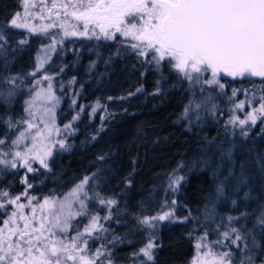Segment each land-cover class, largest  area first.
<instances>
[{
    "label": "trees",
    "instance_id": "16d2710c",
    "mask_svg": "<svg viewBox=\"0 0 264 264\" xmlns=\"http://www.w3.org/2000/svg\"><path fill=\"white\" fill-rule=\"evenodd\" d=\"M20 8V0H0V30L6 37V43H1L7 52L0 55V78H22L16 82L19 89L11 107L5 111L0 104V116L23 117L30 90L36 88L41 76H50L60 98L57 125L64 128L71 123L72 130H63L65 148L54 150L47 169L0 171V190L20 195L27 187L21 183L26 175L33 185L27 189L29 197L41 201L66 194L88 177L87 210L99 215L106 229L120 238L104 242L112 264H190L197 237L207 230L209 240L217 239L215 230H226L228 217H238L231 226L253 231L264 249V230L256 224L264 211V116L255 125L239 128L227 118L229 106L253 99V80L223 77V90L206 88L218 102L216 109L200 121L185 120L182 116L191 90L166 62L156 71L136 52L119 53L124 47L119 36L89 41L55 36L53 53L46 60L43 47L50 42L47 35L26 36L25 31L8 26ZM255 82L260 83L258 78ZM233 89L248 92L232 97ZM259 96L257 92L252 106H259ZM244 106L248 110V105ZM6 131L0 123V138ZM16 134L8 133V144ZM8 144L0 148L7 151ZM177 176L183 179L173 191L175 185L170 184ZM220 183L224 195L217 197ZM101 199L117 203L108 206L101 204ZM165 203L173 215L144 235L139 221L161 212ZM206 207L214 210L213 221L205 220ZM109 212L111 219L104 220ZM3 219L6 216L0 215V227ZM150 236L157 245L154 261L142 255L134 257ZM257 254L259 264V249Z\"/></svg>",
    "mask_w": 264,
    "mask_h": 264
},
{
    "label": "snow or ice",
    "instance_id": "6c2138e0",
    "mask_svg": "<svg viewBox=\"0 0 264 264\" xmlns=\"http://www.w3.org/2000/svg\"><path fill=\"white\" fill-rule=\"evenodd\" d=\"M57 6L53 2L52 8ZM20 7L23 16L21 11L14 12L8 21L9 27H28L18 21L30 18V9L36 8L37 4L35 0H20ZM59 7L66 17L72 16L82 25L81 31L75 30L76 25L72 26L74 30L69 31L61 24L64 36L115 40L119 34L130 38L135 41L130 47L139 57L146 58V62L153 64L156 71H161L166 61L168 67L179 74L181 81L188 82L190 89L199 88L203 92L206 86H215L223 90V77L253 80V99L259 92V107L253 108L244 119L233 116L229 123L243 126L251 122L255 125L258 116L264 115V0H68ZM55 26L49 24L39 31H47V28ZM30 31L37 29L31 28ZM0 41L6 43L2 30ZM0 55H7L3 43H0ZM43 64V60L39 61L41 68ZM207 74H210V78H207ZM255 78L260 81L258 85ZM19 79L22 78H0V84L10 86L0 87V104L5 106V111L16 97L19 89L16 82ZM43 79L50 81L52 77L45 76ZM241 91L245 94L248 92L247 89H233L232 97ZM30 92L34 94L24 101L23 117L13 119L11 115L0 116V123L7 129L4 137L0 138V146L8 144L9 132L18 133L10 140L7 151L0 148V166H3L0 171L17 169L19 166L27 173H34L38 171L33 167L34 161L45 169L49 167L47 159L52 156L51 134L53 131L59 132L55 127L53 111L59 98L53 94L51 83L47 91L33 89ZM212 100L213 97L209 95L195 103L194 107L198 110ZM216 107L215 103H211L213 111ZM235 108L243 109L244 101L236 103ZM188 110L186 108V113ZM78 118V115L74 116L73 120ZM64 127L68 129L71 124ZM28 140L31 141L30 147L26 143ZM56 143L60 148H65L63 140ZM88 179L85 177L62 198L48 196L43 198L42 203L35 196L29 197L27 189L33 185L28 183L26 175L21 183L27 187L20 195L12 196L7 190H0V215L6 216L2 220L4 227H0V264H112L108 258L111 252L106 244L94 250L90 246L91 240L100 239L97 233L107 232L108 229L100 222L102 218L99 215L87 210L88 196L84 186ZM182 179L175 177L170 184V187L175 185L173 191L178 190ZM81 193H84L83 197ZM216 194L217 197L224 195L223 183L217 185ZM22 197L27 199V203H21ZM100 203L112 206L117 201L101 199ZM232 203L235 205L236 202ZM12 205L14 209L8 211ZM74 205H78L75 210ZM25 208L30 209V215L25 214ZM170 216L172 213H165L144 218L139 223L154 228L153 221L165 220ZM77 217H87L89 220L82 230L73 224ZM103 219L109 220L111 216ZM214 219V210L206 207L205 220ZM238 219L228 217L230 226L223 232L217 228L218 238L215 240L208 239L210 232L207 230L199 235L194 246L196 254L190 264H257L258 249L261 251L259 264H264V249L254 232L231 226ZM256 224L264 230V211ZM70 231L75 234L70 235ZM119 239L113 237V240ZM156 247L150 236L133 256L142 255L147 261H154L153 251Z\"/></svg>",
    "mask_w": 264,
    "mask_h": 264
},
{
    "label": "rangeland",
    "instance_id": "374dc122",
    "mask_svg": "<svg viewBox=\"0 0 264 264\" xmlns=\"http://www.w3.org/2000/svg\"><path fill=\"white\" fill-rule=\"evenodd\" d=\"M53 2H55L58 5L57 8H55V9L52 8ZM67 2H68V0H35V3L37 4V7L33 8V9H30V13H31L30 18H28L26 20L22 19V20L18 21V22L25 23V24L28 25V27L17 28V29H21V30L25 31L26 36H28L29 34H39V33H41V34H43L42 36L47 35L50 38L49 44L45 45V47H43L44 51H46L44 53L47 54V55H45L46 60H47V58H49L50 53H53V43H54V41H56L55 36H61L63 38L65 37V38H69V39H71V38H77V39H80V40L84 39V40H88V41L91 40V39L97 40L95 38L84 37V36H64V28L60 27L61 24H64L68 28L69 31L74 30L73 27H72L73 25L77 26V28L75 30H78V31L82 30V25L80 24V22L76 21L75 18L72 17V16H67L66 17L64 15V10L61 7H59V5L67 3ZM19 11H21V14L23 16V12H22L21 8H20ZM68 11L71 12L72 9L69 8ZM57 13H59V15H57ZM49 24H55L56 26L55 27H51V28H47V31H39V29H41L42 27L46 28ZM13 28H15V27H13ZM31 28H35V29H37V31H30ZM117 36H119V34ZM119 37H121L124 40V44H123L124 47L121 50H119V53H126L128 51L136 52L135 50H133L130 47L131 43H135V41H132L130 38H125V37H122V36H119ZM102 40H104V39H102ZM0 43H1V41H0ZM49 45H52L51 49L49 48ZM141 58L143 60H146V58H144V57H141ZM175 73H177V72H175ZM44 77L45 76H41L40 79L37 80V81H39V83H37V81H36V88H34V90L39 91V90L43 89L44 91H47V86H48L49 83H51L53 94L56 97L59 98L57 93H55V91H54L53 83L51 81H49V80H44L43 79ZM207 78H210V74H207ZM188 87H189V85H188ZM206 88L207 89L216 88L217 90L219 89V88H217L215 86H212L211 88H208L206 86L205 90L203 92H201L199 90V88H196L194 90L190 89L191 90V95L189 97L191 98L190 101L193 102V103L192 104H190V102L188 103L186 108L189 109V110L187 111V113L185 111V113L182 116V119L186 120V119L190 118L189 120H192L194 122L200 121L201 118H203V116L205 115V113H211L213 111L211 109V103H215L217 105L218 102L215 101V99H214L215 96L210 92V90H207ZM218 92H221V91L219 90ZM31 94H34V93L31 92ZM209 95H211L213 97V100L210 103H208L207 105H202L201 108H199L198 110L195 109V107H194L195 103H199L203 98H205V97H207ZM30 97H31V95L27 99H30ZM252 101H253V99L248 98V103H247V101L244 103V105H248V107H249L248 110H246V108H245L246 106H244L243 109H236L235 108V104L236 103L232 104L231 106H229L230 108H228V111H227L228 112L227 118L229 120H231L232 117L235 116V117H238L239 119H244L246 114L251 112L253 110V108H258L259 107V106L258 107L252 106L251 105ZM59 102H60V98H59ZM59 102L56 104V106H55V108L53 110L54 111L55 127L57 129H59V132L53 131L52 134H51L52 153L54 152V150L60 148L59 145L56 143L57 140H63L66 143L67 136H66V134H64V131L66 133L68 131V129L72 130V128H68L67 130H65V127L61 128L59 125H57L56 114L55 113H56L57 108L60 105ZM239 102H241V101H238L237 103H239ZM259 103H260V101H259ZM259 103H258V105H259ZM49 106H51V105H49ZM262 116H264V115L258 116L257 120L260 117H262ZM69 124H71V123H69ZM249 124L252 125L251 122H248L245 125H249ZM234 125L237 128L242 127L238 123L234 124ZM71 126H72V124H71ZM26 143L28 144L29 147L31 146V141L30 140L26 141ZM8 158H10V157H8ZM48 160H49V158L47 159V161ZM36 166H41V165H39L38 162L34 161L33 162V167H36ZM17 168H20V167L18 166ZM20 169H22V168H20ZM24 170H26V169H24ZM81 182H79L77 184H80ZM86 188H87V184L84 186V192L87 193V196L89 198L88 190ZM66 194H64V195H66ZM80 195H81V197H83L84 193H81ZM56 197L57 198H62V196H56ZM88 201L89 200L87 199L86 200V204L87 205H88ZM39 202L42 203L43 200H41V201L39 200ZM21 203H27V199L23 197V199H21ZM33 203L35 204L36 201H33ZM14 207L15 206L13 205L11 210L14 209ZM76 208H78V205H74V210ZM162 208H163V210L161 212H158L155 216H145L144 218L158 217V216L164 215L165 213H172V215H173V209L170 208L167 203H165L162 206ZM24 212H25L26 215H30L31 214L29 208H26V210H24ZM110 215H111L110 212L107 213V216H110ZM78 218L79 217H77L74 221H76ZM144 218H142V219H144ZM166 220L167 219H165V220H155V221H153V224L156 227V225H158L159 223L164 222ZM74 221H73V224H74ZM88 222H89V220H88L87 217H80V220L78 222H76L77 224H75V226L79 227L82 230L83 226L86 225ZM100 222L105 227L104 222H102V219H101ZM3 227H4V225H3ZM151 229L152 228H149L148 226H145V225H141L140 226V230L144 231V235L145 234L148 235L149 232L151 231ZM69 234L70 235H74L75 233L70 231ZM96 235H98L100 237V239H93V240L90 241V246H91V248L93 250L95 248L99 247L101 244H105L104 243L105 241L108 242V243L110 241H113L112 239H113L114 235H113V233H111L109 231L102 232V233H97ZM101 259L103 260L105 258L101 257ZM98 264H99V262H98Z\"/></svg>",
    "mask_w": 264,
    "mask_h": 264
},
{
    "label": "water",
    "instance_id": "95a60500",
    "mask_svg": "<svg viewBox=\"0 0 264 264\" xmlns=\"http://www.w3.org/2000/svg\"><path fill=\"white\" fill-rule=\"evenodd\" d=\"M224 78H226V77H224ZM227 78H230V77H227Z\"/></svg>",
    "mask_w": 264,
    "mask_h": 264
}]
</instances>
